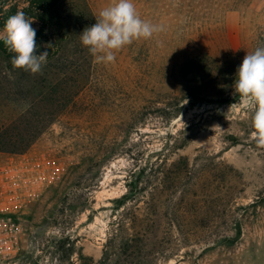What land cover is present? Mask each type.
Here are the masks:
<instances>
[{
	"label": "rangeland",
	"instance_id": "374dc122",
	"mask_svg": "<svg viewBox=\"0 0 264 264\" xmlns=\"http://www.w3.org/2000/svg\"><path fill=\"white\" fill-rule=\"evenodd\" d=\"M84 1L95 23L111 3ZM134 3L162 30L114 62L80 40L36 38L48 57L31 74L0 46V165L46 175L16 214L15 264H264V213L236 209L264 192L252 113L232 86L219 96L207 61L198 84L180 76L202 55L235 79L246 53L264 47V0ZM187 85L196 99L178 103Z\"/></svg>",
	"mask_w": 264,
	"mask_h": 264
},
{
	"label": "clouds",
	"instance_id": "9594fccd",
	"mask_svg": "<svg viewBox=\"0 0 264 264\" xmlns=\"http://www.w3.org/2000/svg\"><path fill=\"white\" fill-rule=\"evenodd\" d=\"M33 22L23 11H18L7 19L3 31L6 34L4 44L14 54L12 66L37 74L47 62L48 51L36 54ZM161 30V26L139 16L134 0H111L99 11L96 23L83 30L80 41L97 62L109 63L114 62L116 53L123 47L135 40L149 39ZM232 87L252 113V135L256 145L264 147V47L246 53L236 69Z\"/></svg>",
	"mask_w": 264,
	"mask_h": 264
},
{
	"label": "trees",
	"instance_id": "16d2710c",
	"mask_svg": "<svg viewBox=\"0 0 264 264\" xmlns=\"http://www.w3.org/2000/svg\"><path fill=\"white\" fill-rule=\"evenodd\" d=\"M7 3L8 11L4 13V7ZM18 11H23L26 16L33 19L32 27L34 29L37 27L36 38L57 48H62V44L66 42H73L76 45L75 42L80 40L79 28L85 29L95 23L85 7L84 0H0V18L4 21V24L10 16ZM2 45H4V41H0V46ZM75 48L78 49V46H75ZM206 61L211 69L206 78H209L211 83L220 86L219 96H222L223 92L232 86L235 79L231 76V73L220 69L219 65H215L212 61L206 59L202 60V55L187 57L183 63L182 68H187L194 75H191L188 79H184L183 73H180V76H183L182 78L186 84H198L201 78L198 75L199 66ZM192 89L191 85H187L185 90L183 89L185 93L178 98V103L186 98L196 99L195 93L189 95ZM236 209L248 215L250 213L252 215L264 213V192L260 193L248 205L236 207Z\"/></svg>",
	"mask_w": 264,
	"mask_h": 264
},
{
	"label": "built area",
	"instance_id": "2783aa9c",
	"mask_svg": "<svg viewBox=\"0 0 264 264\" xmlns=\"http://www.w3.org/2000/svg\"><path fill=\"white\" fill-rule=\"evenodd\" d=\"M45 177L39 167L28 170L22 161L0 165V264H15L22 233L16 214L28 197L41 195Z\"/></svg>",
	"mask_w": 264,
	"mask_h": 264
}]
</instances>
